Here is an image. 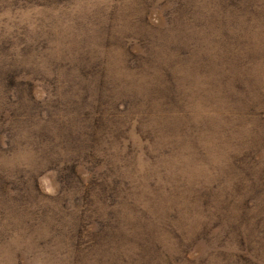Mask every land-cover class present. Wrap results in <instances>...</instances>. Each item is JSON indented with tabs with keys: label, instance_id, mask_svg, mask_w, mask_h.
I'll return each instance as SVG.
<instances>
[{
	"label": "rangeland",
	"instance_id": "rangeland-1",
	"mask_svg": "<svg viewBox=\"0 0 264 264\" xmlns=\"http://www.w3.org/2000/svg\"><path fill=\"white\" fill-rule=\"evenodd\" d=\"M260 161L264 0H0V264H190Z\"/></svg>",
	"mask_w": 264,
	"mask_h": 264
},
{
	"label": "trees",
	"instance_id": "trees-1",
	"mask_svg": "<svg viewBox=\"0 0 264 264\" xmlns=\"http://www.w3.org/2000/svg\"><path fill=\"white\" fill-rule=\"evenodd\" d=\"M107 91L113 95L115 93L114 89H108ZM154 92L156 96V90ZM162 96L163 97L158 99V101H155V99L152 98V94L150 96V100L154 101L152 104H155L160 111H165L168 108L177 109L181 104L180 101L177 102L178 95L175 90L173 91L170 89L169 92L167 91V84L164 85ZM107 101L110 102L109 100ZM126 103L127 110L134 106H140L141 119H145L143 109V106H145L144 104L134 100L132 102L131 99ZM110 105H112V103H110L109 106ZM114 119L117 122L118 120H121V117H116ZM114 124L113 119H111L108 123V128H106L107 133L111 138L120 137L121 135L119 130H116L114 127ZM248 151H251V149L247 148L245 153L241 156L242 163L246 161V153ZM251 160L253 166L257 164V161L254 158H251ZM260 163L264 165V161H260ZM262 174L264 175V172H262ZM257 180L263 182H248V184H246V182H237L235 184L233 183L230 193H228L229 188H220L217 192L211 195L210 200L204 205L203 213L205 218H208L214 223V226L211 225L210 228L219 227V232L212 237L211 244L206 246L208 251H205L197 258L188 259L190 264H213L214 256L221 252L222 247L225 246L224 243L227 242L229 237L233 236L234 239L235 233L233 227L236 228V238L239 242V246L234 252L235 255H231L236 256L237 260L231 259V262H234L235 264H243L245 261H251L254 264H264V178ZM232 193L242 197V199L247 197L240 215V206L234 201ZM232 212L235 213V222L233 225H231ZM218 222L223 226H216ZM172 227L177 235L189 239L184 232L176 229L175 224L172 223ZM208 229L202 233L195 234V237L202 238L203 235L210 232ZM242 229H244V232H242ZM242 234L246 235L247 244L243 243ZM179 241L182 245L188 246L186 242L181 239H179Z\"/></svg>",
	"mask_w": 264,
	"mask_h": 264
}]
</instances>
